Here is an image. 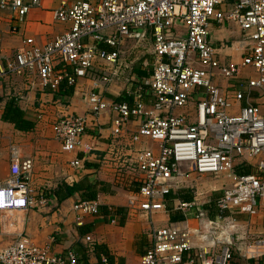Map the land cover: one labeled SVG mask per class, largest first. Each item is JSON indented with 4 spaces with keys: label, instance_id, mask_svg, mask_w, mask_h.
I'll list each match as a JSON object with an SVG mask.
<instances>
[{
    "label": "built area",
    "instance_id": "built-area-1",
    "mask_svg": "<svg viewBox=\"0 0 264 264\" xmlns=\"http://www.w3.org/2000/svg\"><path fill=\"white\" fill-rule=\"evenodd\" d=\"M225 1L61 2L53 19L69 28L44 45L31 38L23 40L14 57L0 67V75L30 74L51 92H57L63 80L75 86L80 78L91 79L92 89L84 98L87 114L60 116L52 123L53 136L63 152L90 153L93 146L83 141L86 128L93 123L90 118L113 114L111 137L128 140L127 154L120 157L116 175L127 178V188L134 189L127 208H136L148 217L166 213L164 200L174 183L193 175L227 176L232 184L215 200L217 209L249 217L260 211L264 214V115L251 98L253 91L264 92V0H233L229 10L223 7ZM39 4L40 0H0V14L9 11L22 23L27 12ZM226 20L238 25L244 43L239 62L228 64L218 59L209 40L211 24ZM146 37L152 40L153 59L147 77L132 78L125 85L123 91L130 102L107 100L103 89L118 77L121 42ZM245 70L253 75L241 77ZM217 74L228 82L229 91H221L215 84ZM230 80L236 84L231 85ZM192 99L195 102L188 109ZM242 101L245 105L238 106ZM236 104L237 112H232ZM145 141L154 147L142 146ZM246 160H254L253 172L237 175L236 164ZM71 165L82 166L78 159ZM31 169V160H20L17 148L11 146L9 175L0 182V232H10L12 227L15 236L0 249V264H77L72 250L56 254L48 244L35 245L17 230L18 218L11 214L36 203L30 189ZM192 206V202L179 204L180 209ZM73 210L79 225L84 216L98 214L96 201L77 202ZM200 217L203 212L195 215ZM192 234L203 242L210 238L208 233L190 232L182 223L151 227L150 242L139 263L182 264L190 252V263L234 264L231 242L218 249L207 244L194 248ZM85 242L93 245L88 235ZM101 261L107 264L105 257ZM247 264L260 263L251 260Z\"/></svg>",
    "mask_w": 264,
    "mask_h": 264
},
{
    "label": "crops",
    "instance_id": "crops-1",
    "mask_svg": "<svg viewBox=\"0 0 264 264\" xmlns=\"http://www.w3.org/2000/svg\"><path fill=\"white\" fill-rule=\"evenodd\" d=\"M75 1L77 0H40L39 6L31 8L22 23L16 22L9 11L1 13L0 67L14 57L23 40L31 38L37 45H44L65 32L69 25L55 21L53 11L60 6L61 2L70 4ZM232 1L226 0L223 7L229 10ZM209 40L217 49V57L222 63L239 62L241 59L244 43L241 31L234 22L226 20L221 24L212 23L209 29ZM147 75L148 73L146 77ZM138 79H140L139 76H136V80ZM214 82L221 91H229L228 83L218 74ZM229 82L231 85L236 84L235 80ZM91 89V79L80 78L73 86L70 97H60L58 93L43 88L38 78L30 74L0 75V117L6 101L14 99L25 117L34 122V128L31 131L21 132L14 129L12 124L0 119V182L9 175L10 147H16L20 160L29 159L32 162L30 189L36 200L34 205L19 213L18 232H22L35 245L48 244L50 250L56 254L72 250L80 256L82 250L86 249L90 264L96 262L92 248L94 244L104 245L111 257V264H140V256L150 242L151 227H166L172 222L169 220L168 211L148 217L136 208H127L129 193L134 189L127 188V178L119 179L116 175L120 157L127 154L128 140L111 137L110 122L114 115L104 112L98 118H90L93 123L88 125L83 135L84 143L93 146L90 153H83L81 150L63 152L60 143L53 136L52 123L60 116L87 114L88 108L84 98ZM123 90L124 88L118 89L114 85H108L103 89V94L109 101L130 102ZM258 93L253 91L251 98L253 103H257L260 107V104L264 103V97L259 96ZM245 103L242 101L238 106H244ZM192 106L189 105L188 109H192ZM260 109L264 115L262 107ZM181 112L183 110L179 111ZM232 112H237V104L234 105ZM129 127L132 129L134 124L131 122ZM144 145L154 147V144L148 141L143 142L142 146ZM75 159L80 160L82 165L80 168L71 165ZM241 164L248 165L250 173L253 172L254 160L237 163L235 168ZM62 182L68 185L82 182L106 184V191L97 195L95 200L97 206H105L109 210L123 208L124 223L118 224L120 220L118 215H103L99 212L94 216H84L82 224H77V214L73 206L78 202L79 195L76 194L58 202L51 194V190ZM195 182L196 184L190 187L176 186L174 188L173 186L170 191L174 194L180 189H186L193 193V206L189 209H180L181 202L177 198L170 201L172 210L180 211L185 218L175 223H182L189 228L190 232L198 230L199 234H209L208 242L207 240L203 242L197 234H192L193 247L198 248L207 244L218 249L222 243L229 241L232 243L234 264H247L251 260H258L260 264H264V214L260 211L255 216L249 217L225 211L224 216L208 218L203 208L212 199V196H209L216 191L220 195L221 191L230 187L232 182L227 176L220 177L217 181L220 189L209 190L211 194L208 193L201 199L198 198L199 182L197 180ZM40 197L43 198L42 204L39 203ZM198 212H203L204 217L195 218ZM208 224V228L205 229L204 226ZM12 229L14 228L10 227V232H0V249L14 238ZM83 230H86V233H82ZM87 235L92 240V246L85 242ZM257 241L261 243L256 244ZM189 254L190 252L184 256L182 264H200L188 262Z\"/></svg>",
    "mask_w": 264,
    "mask_h": 264
},
{
    "label": "trees",
    "instance_id": "trees-1",
    "mask_svg": "<svg viewBox=\"0 0 264 264\" xmlns=\"http://www.w3.org/2000/svg\"><path fill=\"white\" fill-rule=\"evenodd\" d=\"M137 76L139 78L146 77L145 72L137 71ZM58 96L60 97H70L73 93V86H68L66 81L63 80L58 87ZM57 95V94H56ZM1 121L10 123L14 126V129L21 132H29L34 128V122L28 120L25 117L24 112L17 106L14 99H8L5 103L4 110L0 117ZM237 175L249 174L251 172L250 167L245 164L234 169ZM106 191V184L102 182L89 183L82 182L78 184L68 185L64 182L60 183L55 189L51 190V194L57 199L58 202H61L67 198H70L76 194L79 195L78 202L82 201H95L98 193ZM219 197V193L215 192L212 195L209 203L204 205V213L208 218H213L214 216H224L226 213L217 209L215 205V200ZM173 198H177L181 203H190L193 201V193L190 190L180 189L176 193L169 192L165 197L166 210L169 212V220L172 223L184 220V216L180 211H173L171 207V202ZM101 212L103 215L113 214L118 215L120 220L119 225L124 223L125 219V210L121 207L117 208H106L105 206L98 207V213ZM82 233H86V230H83ZM93 254L96 257V262L93 264H103L101 257H105L107 264H111V257L104 247V245L94 244L92 246ZM77 264H90L87 258L86 249L82 250V254L77 256Z\"/></svg>",
    "mask_w": 264,
    "mask_h": 264
},
{
    "label": "rangeland",
    "instance_id": "rangeland-1",
    "mask_svg": "<svg viewBox=\"0 0 264 264\" xmlns=\"http://www.w3.org/2000/svg\"><path fill=\"white\" fill-rule=\"evenodd\" d=\"M119 61L116 64L118 77L110 83V86H115V88H124L125 85L131 81L132 78H136L137 71L148 73L151 69L153 59H152V40L149 37H146L142 40L138 39H124L120 46H119ZM102 68L107 69L106 66H102ZM103 70V71H105ZM246 75H253L251 70H245L242 72L241 77ZM228 83V82H227ZM259 96L264 97V92H259ZM195 102V100L192 99V104ZM260 107H262V110H264V103L260 104ZM151 143V142H150ZM195 180H194V179ZM193 179V180H192ZM199 182V189H198V198L201 199L202 196H206L210 191L213 190V188L220 189V186L218 185L217 181L218 179H214L211 177H197V176H191L190 179H184L182 181H178L174 183V188L176 186H192L196 184V181ZM202 180V181H201ZM193 182V183H192ZM195 189V187H193ZM210 190V191H209ZM222 190V189H221ZM206 192V193H204ZM218 192V191H216ZM211 194V193H210ZM214 192L212 193V195ZM210 195L209 197H211ZM208 197V198H209ZM12 218L16 217L18 218L19 213L14 212L11 214Z\"/></svg>",
    "mask_w": 264,
    "mask_h": 264
}]
</instances>
